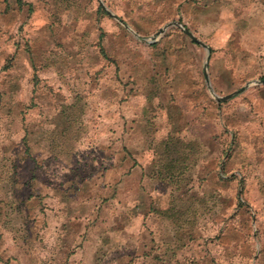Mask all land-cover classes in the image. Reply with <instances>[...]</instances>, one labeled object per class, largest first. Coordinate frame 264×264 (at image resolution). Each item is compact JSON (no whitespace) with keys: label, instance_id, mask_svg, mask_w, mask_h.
I'll list each match as a JSON object with an SVG mask.
<instances>
[{"label":"rangeland","instance_id":"374dc122","mask_svg":"<svg viewBox=\"0 0 264 264\" xmlns=\"http://www.w3.org/2000/svg\"><path fill=\"white\" fill-rule=\"evenodd\" d=\"M260 80L264 0H0V264H264Z\"/></svg>","mask_w":264,"mask_h":264},{"label":"water","instance_id":"95a60500","mask_svg":"<svg viewBox=\"0 0 264 264\" xmlns=\"http://www.w3.org/2000/svg\"><path fill=\"white\" fill-rule=\"evenodd\" d=\"M169 27H180V28H182L178 23H171V24H168L165 28L160 29V30L155 34V36L153 37L152 40H155L156 37H158V36H160L161 34H163L164 31H165L167 28H169ZM182 29L184 30L185 34L189 37V39H190L192 42L198 44L199 46H201V47L204 48V49H207V47H206L203 43H201L196 37H194V35H192V33H190L188 30H186V29H184V28H182ZM150 42H151V41H150ZM207 51H208V49H207ZM204 76H205V82H206V84H207L208 89H211V87H210V85H209V80H208V76H207V74L205 73ZM253 84H254V85H264V80H260V81L254 82ZM247 87H248V86H247ZM247 87H244V88L240 89L239 91H237V92H235V93H233V94L227 95V96H225V97H217V96H216V100H217L218 103L223 102V101H226V100H229V99H231L234 95H237V94H241V93H243V92L246 90Z\"/></svg>","mask_w":264,"mask_h":264},{"label":"crops","instance_id":"0c3cea01","mask_svg":"<svg viewBox=\"0 0 264 264\" xmlns=\"http://www.w3.org/2000/svg\"><path fill=\"white\" fill-rule=\"evenodd\" d=\"M37 230H38V229H37ZM11 240H12V242H13V243H15V242L13 241V239H12V238H11ZM18 243H19V242H18ZM18 243H17V244H18Z\"/></svg>","mask_w":264,"mask_h":264}]
</instances>
